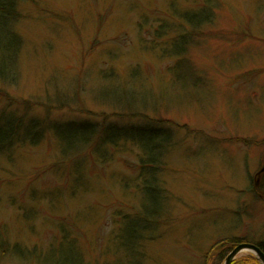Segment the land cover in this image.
Returning <instances> with one entry per match:
<instances>
[{
    "label": "rangeland",
    "instance_id": "rangeland-1",
    "mask_svg": "<svg viewBox=\"0 0 264 264\" xmlns=\"http://www.w3.org/2000/svg\"><path fill=\"white\" fill-rule=\"evenodd\" d=\"M206 6L212 22L189 27L185 54L164 55L180 14ZM19 12L20 78L0 83V116L46 132L0 157V264H213L217 242L264 238V0H27ZM181 61L193 75L175 81ZM69 122L151 126L170 143L142 165L130 141L62 146L52 127Z\"/></svg>",
    "mask_w": 264,
    "mask_h": 264
},
{
    "label": "trees",
    "instance_id": "trees-1",
    "mask_svg": "<svg viewBox=\"0 0 264 264\" xmlns=\"http://www.w3.org/2000/svg\"><path fill=\"white\" fill-rule=\"evenodd\" d=\"M27 0H0V83L6 85H14L19 81L18 63L20 54L23 49V41L16 32V25L20 19L19 7ZM182 27L185 32L178 39L171 42L169 50H162L164 55L172 57H181L185 54L187 46L190 44L191 35H189V27L193 30L200 29L202 26L212 22V12L208 6L202 8L198 12H184L180 14ZM182 28V29H183ZM188 30V31H187ZM156 37H160V30L155 31ZM182 61L179 62L171 73L174 75L175 81H183L189 79L193 74L189 71V66H185ZM45 121L31 120L24 122L23 117L15 118L12 115L0 116V157L18 144L30 143L37 144L46 132L43 128ZM163 124L162 122H158ZM167 123V122H164ZM168 124V123H167ZM59 141L63 142L64 147H72L76 143L81 146L87 145L88 141L98 135L106 143L116 144L122 141H130L143 150L145 156L142 158L143 164H151L154 166V154L163 152L164 147L170 143V136L160 137L162 132L156 128L135 127V126H113L99 128L90 122L66 124H57L52 127ZM44 131V132H43ZM144 142L145 145H142ZM74 147V146H73ZM146 179H143V182ZM146 182V181H145ZM153 193V192H151ZM148 218L136 219L137 223L147 222ZM146 229V228H143ZM131 231V235H133ZM134 238V236H133ZM239 244L236 239H224L216 243L212 247L214 255L213 264H223L231 250ZM264 254V238L254 244ZM16 247H14L15 249ZM16 250V249H15ZM203 264H208L207 256ZM232 264H260L255 256L247 255L243 258L235 259Z\"/></svg>",
    "mask_w": 264,
    "mask_h": 264
},
{
    "label": "water",
    "instance_id": "water-1",
    "mask_svg": "<svg viewBox=\"0 0 264 264\" xmlns=\"http://www.w3.org/2000/svg\"><path fill=\"white\" fill-rule=\"evenodd\" d=\"M262 171L263 170H261L257 175H261ZM244 251L250 252L256 257L260 264H264V254L257 246L249 243L237 244L228 254L223 264H232V262Z\"/></svg>",
    "mask_w": 264,
    "mask_h": 264
}]
</instances>
